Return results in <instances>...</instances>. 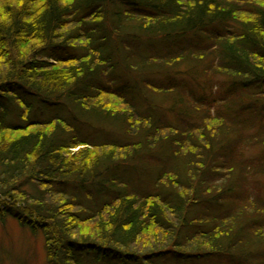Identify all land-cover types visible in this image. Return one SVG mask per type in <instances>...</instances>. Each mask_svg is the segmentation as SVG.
Wrapping results in <instances>:
<instances>
[{
	"label": "trees",
	"instance_id": "obj_1",
	"mask_svg": "<svg viewBox=\"0 0 264 264\" xmlns=\"http://www.w3.org/2000/svg\"><path fill=\"white\" fill-rule=\"evenodd\" d=\"M46 264H264V0H0V219Z\"/></svg>",
	"mask_w": 264,
	"mask_h": 264
},
{
	"label": "rangeland",
	"instance_id": "obj_2",
	"mask_svg": "<svg viewBox=\"0 0 264 264\" xmlns=\"http://www.w3.org/2000/svg\"><path fill=\"white\" fill-rule=\"evenodd\" d=\"M0 264H46L44 240L8 217L0 219ZM180 264H187L184 262ZM191 264H227L224 260L198 261Z\"/></svg>",
	"mask_w": 264,
	"mask_h": 264
}]
</instances>
